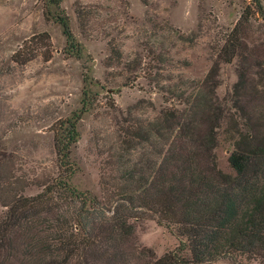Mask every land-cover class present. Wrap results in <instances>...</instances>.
Segmentation results:
<instances>
[{"label": "trees", "instance_id": "trees-1", "mask_svg": "<svg viewBox=\"0 0 264 264\" xmlns=\"http://www.w3.org/2000/svg\"><path fill=\"white\" fill-rule=\"evenodd\" d=\"M60 2L42 0L46 15V7L57 9L52 18L61 28L65 52L79 57L80 45ZM256 10L261 12L258 3ZM241 21L227 33L220 54L225 62L239 61L231 91L239 122L226 130L231 172L219 168L215 152L224 112L213 93L212 67L182 108L120 127L101 152L106 158L99 193L79 190L69 180L70 152L79 137L76 123L90 108L86 89L80 110L54 131L55 176L43 171L32 180L0 177V264H206L222 258L264 264V113L258 122L250 121V134L244 126L245 118L250 120L246 87L264 94V63L242 39ZM32 40L42 41L47 60L48 35L38 33L24 44ZM12 57L23 63L33 54L18 48ZM250 73L257 81L249 80ZM33 184L40 190L24 195ZM144 219L166 228L176 246L159 257L140 246L135 227Z\"/></svg>", "mask_w": 264, "mask_h": 264}, {"label": "rangeland", "instance_id": "rangeland-1", "mask_svg": "<svg viewBox=\"0 0 264 264\" xmlns=\"http://www.w3.org/2000/svg\"><path fill=\"white\" fill-rule=\"evenodd\" d=\"M59 9L80 45L79 57L65 52L61 28L52 18L56 8L46 7L48 16L42 0H0V177L32 180L43 171L55 176L54 131L80 110L87 89L90 108L76 123L79 137L71 147L69 180L79 190L98 194L106 158L101 152L119 128L130 120H151L164 109L182 108L212 67L213 93L224 112L215 152L219 168L231 172L226 130L239 122L231 102L239 61H223L221 48L242 19V39L264 63V0H61ZM41 32L49 37L47 60L41 55L42 41L24 44ZM18 48L33 57L15 62ZM252 73L249 80L255 82ZM244 96L250 118L244 126L250 134V121L258 122L264 113V94L248 86ZM39 190L33 184L22 193ZM3 211L0 204V216ZM135 236L157 257L177 244L152 219L138 222ZM206 264L240 263L222 258Z\"/></svg>", "mask_w": 264, "mask_h": 264}]
</instances>
